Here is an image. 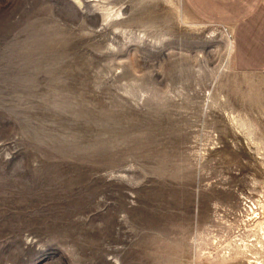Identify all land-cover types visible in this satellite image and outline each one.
Returning a JSON list of instances; mask_svg holds the SVG:
<instances>
[{"label": "rangeland", "instance_id": "1", "mask_svg": "<svg viewBox=\"0 0 264 264\" xmlns=\"http://www.w3.org/2000/svg\"><path fill=\"white\" fill-rule=\"evenodd\" d=\"M184 0H0V264H264V72Z\"/></svg>", "mask_w": 264, "mask_h": 264}, {"label": "crops", "instance_id": "2", "mask_svg": "<svg viewBox=\"0 0 264 264\" xmlns=\"http://www.w3.org/2000/svg\"><path fill=\"white\" fill-rule=\"evenodd\" d=\"M184 2L199 19L231 32V62L237 71L264 72V0Z\"/></svg>", "mask_w": 264, "mask_h": 264}]
</instances>
